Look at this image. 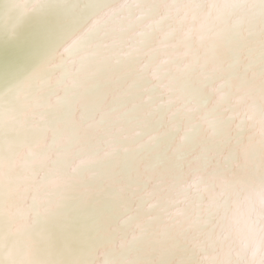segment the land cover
Returning <instances> with one entry per match:
<instances>
[{
  "label": "snow or ice",
  "instance_id": "obj_1",
  "mask_svg": "<svg viewBox=\"0 0 264 264\" xmlns=\"http://www.w3.org/2000/svg\"><path fill=\"white\" fill-rule=\"evenodd\" d=\"M53 2L70 34L0 98V264H264V0ZM233 10L229 63L194 55Z\"/></svg>",
  "mask_w": 264,
  "mask_h": 264
},
{
  "label": "bare ground",
  "instance_id": "obj_2",
  "mask_svg": "<svg viewBox=\"0 0 264 264\" xmlns=\"http://www.w3.org/2000/svg\"><path fill=\"white\" fill-rule=\"evenodd\" d=\"M4 4L8 3L9 1L13 0H5ZM8 1V2H7ZM28 1V2H27ZM42 3H40L36 8H34V14H38L34 17L35 23H42L41 21L45 19V16H48V18H60L64 21H67L66 26H73L70 21H68L65 16L63 15V12L60 7L54 6L52 3L53 0H40ZM29 3L30 0H17L14 5L17 7L16 9H25V6H23L24 3ZM69 2H76L79 4H84L85 0H69ZM210 2V0H199V3L203 6L201 11L203 13H207V4ZM222 0H215V3L219 4ZM44 4V5H43ZM52 5V7H50ZM9 7V6H8ZM4 9V8H3ZM4 11V10H3ZM5 15L7 14L4 12ZM44 14V15H43ZM240 13L236 10H233L232 14L225 15L221 17L220 19L215 18V14L208 15L206 18V30L203 33H200L205 37L203 40L196 39L195 36L192 37V39L189 41V46L193 49L194 55L197 57H207L209 60L217 63H223L227 64L230 61V49L234 48L237 44V37L233 35V28L232 24L233 21L236 20L237 16H239ZM21 17V16H20ZM23 19V17H21ZM20 19V22L16 24V26L22 25V20ZM199 21H197L198 23ZM10 26H13V23L11 20H9ZM34 23V24H35ZM1 27L3 25L0 24ZM195 27V25H193ZM70 31L68 28L65 29L64 32H67L70 34ZM39 67V66H38ZM33 73V72H32ZM31 73V74H32ZM30 74V75H31ZM29 75V76H30ZM28 76V77H29ZM27 77V78H28ZM26 79L22 81H14L12 83H15L13 86L22 84ZM220 82L214 81L212 83H208L206 81H201V78L198 73V69H194L192 72L185 74L184 76L180 77L176 82L177 88H182L186 90L189 93H198L202 95L203 99L207 100V104L209 108H212L215 106L216 101H218V95L216 93H212L211 89L215 88ZM235 81L225 82L224 86V105L225 108H230L233 104V99L236 94L235 92ZM8 88V89H9ZM2 92H6L4 89ZM3 98L8 99L7 96H4ZM13 106H16L19 104V101H16L15 99H12L11 101ZM241 107H243L241 105ZM227 114V113H224ZM245 138H247L248 131L245 130ZM89 214L92 213V210L89 209ZM92 223L91 219L85 218L81 214H74L73 215V231L77 235L83 230L89 227ZM47 229L51 231L54 235L57 234V220L52 219L48 222L46 225ZM5 230V224L2 219H0V232H3ZM226 247L229 246L228 242H226ZM74 247H78V243H74Z\"/></svg>",
  "mask_w": 264,
  "mask_h": 264
},
{
  "label": "water",
  "instance_id": "obj_3",
  "mask_svg": "<svg viewBox=\"0 0 264 264\" xmlns=\"http://www.w3.org/2000/svg\"><path fill=\"white\" fill-rule=\"evenodd\" d=\"M4 2L6 1L0 0V24L3 25V27L0 26V98L6 96V92H2L3 89L7 91L16 83L12 82L26 79L62 45L69 35L67 32H63L57 39H49L50 33L57 26L64 25V28L69 30L73 28V26H66L67 21L63 19H47L48 16L44 14L45 19L41 21L42 23H35L34 17L38 14H34V9L22 15L25 9L35 3V0L24 3L25 9H16L17 7L12 5L17 0H13L12 3L7 1L6 4ZM52 3L59 7L58 4ZM6 10L8 15L4 13ZM20 19L22 25L16 26ZM9 20L15 21L12 27L10 23H7Z\"/></svg>",
  "mask_w": 264,
  "mask_h": 264
}]
</instances>
